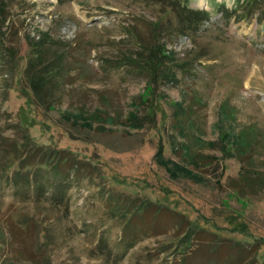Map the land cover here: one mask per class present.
I'll list each match as a JSON object with an SVG mask.
<instances>
[{
  "label": "rangeland",
  "instance_id": "obj_1",
  "mask_svg": "<svg viewBox=\"0 0 264 264\" xmlns=\"http://www.w3.org/2000/svg\"><path fill=\"white\" fill-rule=\"evenodd\" d=\"M0 8V264H264V0Z\"/></svg>",
  "mask_w": 264,
  "mask_h": 264
},
{
  "label": "trees",
  "instance_id": "obj_2",
  "mask_svg": "<svg viewBox=\"0 0 264 264\" xmlns=\"http://www.w3.org/2000/svg\"><path fill=\"white\" fill-rule=\"evenodd\" d=\"M225 16H230L234 9L226 8L224 6L221 7ZM2 9V8H0ZM186 9V8H183ZM194 15H201L200 18L203 19L206 12L202 10L197 11H189ZM193 15V16H194ZM2 45V44H1ZM3 46V45H2ZM18 50V49H17ZM8 56L10 58H16L18 56V52L16 49L11 51L8 49ZM65 53H60L58 55L53 56V58H49V51L44 48H39L35 51V54L29 59L26 64L25 69L23 70V75L26 77L29 89L33 93L35 101L40 104L44 109H50L55 105V99L57 98V94L61 89L59 78L62 76L63 70V60L65 58ZM157 54L150 58L157 59ZM61 72V74H60ZM73 126H80L79 124H72ZM81 127V126H80ZM89 130V128L81 127ZM230 157L235 156L234 153L229 155ZM243 156V155H242Z\"/></svg>",
  "mask_w": 264,
  "mask_h": 264
}]
</instances>
